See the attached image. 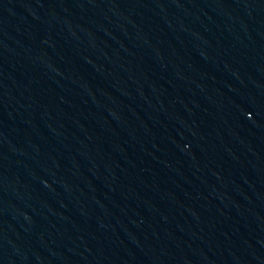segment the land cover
Masks as SVG:
<instances>
[{"label": "water", "instance_id": "1", "mask_svg": "<svg viewBox=\"0 0 264 264\" xmlns=\"http://www.w3.org/2000/svg\"><path fill=\"white\" fill-rule=\"evenodd\" d=\"M0 264H264V0H0Z\"/></svg>", "mask_w": 264, "mask_h": 264}]
</instances>
